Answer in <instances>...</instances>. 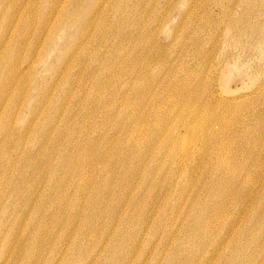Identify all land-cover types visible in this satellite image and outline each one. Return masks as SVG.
Instances as JSON below:
<instances>
[{
    "label": "rangeland",
    "instance_id": "1",
    "mask_svg": "<svg viewBox=\"0 0 264 264\" xmlns=\"http://www.w3.org/2000/svg\"><path fill=\"white\" fill-rule=\"evenodd\" d=\"M49 1H34L36 3V16L29 35V41H32L30 42L32 45L23 50L21 55H18L20 59L23 58V63L19 67L20 84L8 89L3 102L7 101V104H3V109L0 111V141H4L9 136V138H12L9 141L17 140L20 142V147L22 146L21 152L16 150L12 152V156L17 157L18 167L22 166L23 159L27 161L31 157H35L41 149L46 151L55 148L54 146L58 148V144L65 151V153H62L63 157L71 155L72 152L69 151V147L75 150L80 141L69 142L65 130L74 129L82 133L83 130H87L89 135L98 132L113 134L118 125L116 120L119 115L131 114L138 109L139 114L146 119L150 117L149 120H151L154 119L156 113L163 111L161 113H167V116L171 114L169 118H174L175 121L180 114L187 115L185 108L189 105V112L201 108L199 112H203L204 115L198 113L202 120L200 117L192 118V120H187V123L179 119L177 121L180 122L168 120L167 124L176 126V129L173 125L172 128H169L177 131L181 137H185L184 141L180 138L178 147L185 148L184 143L186 145V142L190 143L192 141L190 147L195 146L193 148L198 150L203 148L200 145H203L201 143L202 136L200 137L203 132L202 129H199V126L202 124L208 125L209 121L206 120H210L211 115L217 113L219 117L223 118V122L226 120L224 129L223 127L221 129L223 133L229 136L230 140L229 144L224 146L225 149L222 150L221 154L224 159H229L232 162L231 169L227 170L228 177L230 178L236 172L235 174L237 178H240L242 184L240 188H244L245 193L250 192L252 197H258L259 200L264 197V97L258 95L264 92V50L260 52V49L257 48L258 41L256 39H249L245 36L250 33L251 28L257 25L264 30V0H60L57 9L51 12ZM121 3L129 7H134L138 3L141 5L140 18H143V24H145L143 27V43H140L143 44V58L139 55L136 60L129 58L127 61L122 62L111 57V51L115 46H112L113 42L128 44L131 50V45H140L137 44L140 41L139 33L129 28L128 20L124 16L126 8L120 9ZM85 13L93 16V18L97 16V23L90 29L83 30L80 29L79 23ZM100 14L103 15L99 16ZM46 17H48V21H44ZM69 20H72V26L66 27ZM104 22L107 25L105 24V32L102 33ZM3 30L1 24L0 67L6 68L12 56H15V48L13 42L11 48L3 47V40L5 39L2 37ZM41 31L42 36L36 39V33H41ZM74 33H79L76 38L73 36ZM117 48L122 51L120 45H117ZM141 65H143V68L140 71L137 70ZM108 68L110 74L105 73L109 76L104 80L99 71ZM112 72L115 74L111 76ZM1 82L0 80V92L3 88ZM72 83H76L73 96L68 92V86ZM134 83L136 85L143 84V104L139 108H137V103L141 99L137 95L136 87L132 86ZM185 88H187V91H189V88L192 90L187 94L191 97V100L186 106L187 97L178 95L179 90H186ZM213 95L217 100L211 98ZM198 98L201 100L198 101ZM207 98H211L213 101ZM223 98L229 101L238 99V101L244 103V108L225 109L221 103ZM253 98L255 100H252ZM245 99L249 101L244 102ZM104 102H107L105 106H103ZM99 103L100 105H98ZM215 108H217L216 112ZM208 110L210 111L208 112ZM171 111L174 112L173 114L176 117ZM211 112L215 113L211 114ZM188 116L186 117L188 118ZM206 116H209L208 119ZM54 119H56L55 132L52 133L50 142L43 149L41 147L44 146L45 133ZM197 119L199 120L196 121ZM57 121H59L58 125ZM199 121L203 123L201 124ZM188 123L192 124L191 127ZM195 125L197 127H193V131L192 126ZM256 125H260V127L257 128ZM156 128L153 125L147 127V123L143 124L144 142L149 139L150 133H154ZM8 129L11 131L10 134L7 133ZM198 129L201 131L198 132ZM192 132H195L196 136ZM123 134L124 131L121 130L113 135L111 138L118 141H114L108 146V139L107 141H100L103 147L107 146V149H109L108 163H115L114 166L123 164L120 157L122 153L117 149V145L121 143L119 137ZM234 135H236V138ZM230 137L234 140H231ZM218 138L219 135L210 140L211 142L208 144L210 147L207 146V148L208 151L211 150L212 155L207 152V159H214L218 150L222 147ZM197 140L200 141L199 144ZM211 145L215 147V151H212L214 148ZM152 146H156V151H161L163 154L164 149L160 145ZM85 148L87 154H89V149ZM243 148H252L253 151L252 153H245ZM44 151H42V154L45 155ZM164 155L154 157L156 159L148 155L147 158L143 159V166H151L155 171L153 182L158 184L157 189L152 193H149V188L144 190V195L149 193L150 198L154 200L150 204L155 209L170 197L172 203L180 201L175 189L179 187L178 184H186L189 180L195 184L191 183L190 191H188L189 195L196 196L200 194L206 196L207 192L204 191L205 187L202 186L203 181L220 180L223 174L211 165V160H201L198 157L196 162L199 161L197 163L200 166L195 167L192 163V166L188 165L186 167L188 168L187 171L183 166L170 165V160ZM76 156L79 157L80 155ZM38 158L40 159V156ZM94 158L98 159L100 156L97 155ZM257 159H260L259 162ZM160 162H164V164H160ZM54 163H56V160L46 161L44 169L47 172L44 176L45 179L38 184L39 188L36 189V196L41 191L44 192L50 185L51 172L47 167ZM240 164H243L244 168L240 167ZM197 167L201 169L197 171ZM165 168L166 170H164ZM176 168H179L178 171L181 172H178ZM173 169H176L175 172L177 173L172 172ZM10 175L13 179L17 178V170ZM89 175H91V172ZM106 176L117 177L118 180L114 182L113 187L119 188V193L132 194L127 187L121 188L123 185V172L120 169L115 170L112 167ZM176 178L177 180H174ZM171 179L177 181V183L173 181L174 187L169 186L168 181ZM140 181L137 182L141 183ZM170 188L172 190H169ZM167 192L170 194H167ZM70 195L69 198L75 201V195L69 192L68 196ZM109 196L112 200L110 204L116 205L117 201L113 199L114 196L112 194ZM252 197L247 195L245 202L232 203L229 206V212L238 219L239 227L248 234H251L255 228L256 232L252 236L257 238L260 233L264 234V208L259 209L258 215L261 220L254 225V228L251 227L247 220L259 208L257 206L258 201L252 200ZM186 198L188 199L190 196ZM249 198L251 199L249 200ZM78 202L85 212H80L79 216H75L68 208V205L73 203H70L67 198L61 202L57 197H53L47 204L36 202V199H34L35 206L28 217V225L35 223L37 218H40L43 220V224L47 222L45 227L48 225L51 231H54L46 236L47 250L43 255L44 258L52 255V251L57 248L58 243L55 248L51 247V243L55 234L62 231L65 219H70L75 225L79 222L81 224L85 222L84 217L88 213L89 203L85 199ZM186 203L184 202L183 208L177 211L175 216L171 215V217L174 216L175 221L166 231L158 225V220L163 217L164 210L150 216L148 211L143 213V218L144 216L147 217L146 224L140 225V234H142V236L139 235L140 244L130 250L131 260L129 264H184V262L191 261L196 253L198 258L201 261L204 260L207 264H234L232 259L235 260L236 247L231 249L221 248L219 250L221 257L213 258L212 253L216 248L213 247L212 242L207 241L204 245L198 247L197 243H192L187 237L186 239L181 237L184 229L189 228L188 225L192 226L191 230L196 229L193 220L183 219L184 212L189 207V204ZM14 206L18 209L22 208L20 202ZM41 206L44 208L42 209ZM38 209H42V217L39 216ZM126 209H130V206H126ZM168 213L170 214L171 211H168ZM108 215L101 214L98 219L99 222L103 224L108 219ZM48 217H52V219L47 220ZM120 217H122L121 223H123L125 211L124 213L121 212ZM141 219L142 216L139 220ZM231 220V218H228L224 223L228 225ZM138 227L134 226L130 231L132 232L134 228ZM25 229L26 227L22 230V233L24 232L23 236H25V239H29V233ZM176 229L177 231H175ZM243 238L238 239L243 241ZM119 239V236L115 235L112 236L111 240L109 237L104 240H108V242L110 240V243L115 245L119 244ZM214 239L215 242L220 240V235L216 233ZM238 239L233 236V240ZM222 242H219V246ZM160 245V255L156 256L157 260L154 261L152 256ZM118 248L119 246L116 245L112 249L110 256L112 262L110 264H121L120 261L114 259ZM96 249L93 251L100 254L96 264H102V262L107 264L106 257L109 253L101 247ZM246 251L249 250L245 249L243 252ZM243 252L239 256H243ZM249 252H254L252 254L256 255V250ZM258 259L260 264H264V251ZM246 261H248L247 258ZM246 261L241 264H246ZM189 264H193L192 261Z\"/></svg>",
    "mask_w": 264,
    "mask_h": 264
},
{
    "label": "bare ground",
    "instance_id": "2",
    "mask_svg": "<svg viewBox=\"0 0 264 264\" xmlns=\"http://www.w3.org/2000/svg\"><path fill=\"white\" fill-rule=\"evenodd\" d=\"M34 1L35 0H0V25H3L4 30L2 33V37L5 38L3 40V47L11 48L14 44L15 48V56H12L11 60L8 62L9 64L7 65V67H0V80L2 81L1 87H3L0 92V111L1 109H3V104H7V101L5 103L3 102L6 98L5 95L7 94L8 89H12L16 85L20 84L19 77L21 76V74H19V67H21V64L23 63V58L20 59L18 55H21V52L23 50L28 49L32 45L30 43L32 41H29V35L36 16V3ZM59 1L60 0L49 1L51 3L50 12L57 9V4L59 3ZM122 8H126L124 16L128 20L129 28L139 33L140 41L137 44L143 43V27L145 26V24H143V18H140V3H138L134 7H129L126 4L121 3L120 9ZM96 10H98V8H96ZM68 14L70 15V12ZM102 15L103 14H100L99 16ZM48 20V17H46L44 21ZM95 23H97V16H94L93 18V16L85 13L80 19L79 27L83 30L90 29L95 25ZM105 24L107 25V23L104 22L102 26V33L105 32ZM71 26L72 20H69L66 23V27ZM78 34L79 33H74V38H76ZM35 36L36 39L40 38L42 36V31L41 33H36ZM245 36H247L249 39H256L258 41L257 48L260 49V52L261 50H264V30L260 28L259 25L251 28L250 33ZM117 45H120L122 51L118 50ZM112 46H114L111 51V57L113 59H118L122 62H125L129 58L136 60L139 55L143 58V44H140L139 46L131 45L132 50L130 49V47H128V44H122L121 42H113ZM141 68H143V65H141L137 70L140 71ZM105 73L110 74L109 68L104 69V71H99V74H101L100 76H103L104 80L107 76H109L105 75ZM114 74L115 73L112 72L111 76ZM72 84L68 86V92L71 94V96L75 94L74 88L76 87V83H74L73 85ZM132 86L136 87L138 91L137 95L138 97L140 96L141 99L137 103V108H139L143 104V84L136 85L134 83L132 84ZM185 89L186 90H179L178 95L185 98L187 97L188 102H184L186 106V104L188 105L190 103L189 100H191V97L187 94H189V91L191 92L192 90L190 88L189 91H187V88ZM96 90L97 88L95 89V92ZM258 95L264 97V92L262 94L259 93ZM211 98L217 100L215 99V95H213ZM199 100L201 99L198 98V101ZM252 100H255V98H253ZM212 101L209 102L212 103ZM245 101L246 99L244 100V102ZM211 103L209 104L215 105L214 103ZM221 103L224 105L225 109H239L244 105V103L242 101H238V99L229 101L223 98L221 99ZM106 104L107 102H104L103 106H105ZM98 105H100V103ZM188 109L189 105L188 107L186 106L185 110H187L186 116H188V114L190 113V117L188 116L187 118L183 115L184 113L182 112L183 114H180L178 116V119L180 121H184L187 123V120H192V118L194 119L200 117L198 113H201L199 112L201 108L190 110V112ZM212 109L214 108L212 107ZM137 110L138 109H136L134 113H131L132 115L127 113L119 115L116 120L118 125L116 126L115 131H113V134L98 132L96 134L90 133L89 135L87 134V130H83V133L78 132L74 129L65 130V135L67 136L69 142L80 141L78 142L79 145L75 150L69 147V151H71L72 153L67 157H63L62 153H65V151L61 147V145L58 144V148L54 146L55 148L47 149L46 151L41 149V151L35 157H31L27 161L23 159L24 162L22 163V166L18 167L16 162L17 157L12 156V152L14 150L21 152L22 146L20 147V142L17 140L9 141L12 139L9 138V136H7L4 141H0V264H96V261L98 260L100 254H96L93 250H97L96 248L100 247L109 253L106 259L108 260L107 264H110L112 262V259H110L113 251L112 249L116 245H118L119 248L115 252L114 259L120 261L121 264H129L131 260L130 250L134 249L135 246H139L140 244L139 235L142 236V234H140V225H142L143 223L146 224L147 217L144 216L143 218V213L148 211L150 216L164 210V215L162 218H159L158 225L160 228L163 227L166 231L171 227L172 223H174L173 221L175 220L173 217L176 215L177 211L183 208L184 202H187L186 204H189V207L188 210L184 212L185 215L183 216V219L187 221L193 220L195 222L194 225L196 229L191 230L192 226L188 225L189 228L186 227L184 229V233L181 237H183L184 239H186L187 237L192 243H197L198 247H201L207 241L212 242L213 247L216 248L212 253L213 258L221 257L219 255V250L221 248L231 249L236 247V257L235 260L232 259L234 264H241L242 262L246 261V258L248 260L246 261V264H260L258 257L264 251V234L260 233L257 238L252 235L256 232L254 225L261 220L258 213L259 209L264 208V197L259 200L258 197H252L250 192H246V194L244 188H240L242 184L240 182V178H237V175L235 174L236 172H234V175H232L230 178L228 177L227 170L231 169L230 167L232 162L229 159H224V157H222L221 155L222 150L225 149L224 146H226L230 142L229 136L223 133V130L221 129V127H223L224 129V122L226 120L223 122V118L219 117V115L216 113V115H211L210 120H206L207 122L209 121L208 125H203V122L201 123L199 121L202 124L199 126V129H202L203 132V135H200V137L202 136L201 143H203V145H200L203 146V148H199L198 150L196 148H193L195 146L190 147L189 145H192L190 144L193 143L192 141H189L190 143L186 142V145L183 142L185 148H179L178 141L180 140V138H182V141H184L185 137H181L177 131L169 128H172L173 125L176 129V126L174 124H167L168 120L171 119L169 118L171 116L170 113V115L168 114L169 116H167V113H161L163 111L158 113L155 112L156 114L154 116V119L149 120L150 117L146 119L143 115L139 114ZM172 110L174 109L172 108ZM216 110L217 108H215V112ZM209 111L210 110H208V112ZM214 113L211 112V114ZM201 114L204 115L203 112ZM208 115L210 114L208 113ZM174 116L176 117V115ZM201 118L202 117H200V119ZM178 119H176L175 121L180 122L177 121ZM198 120L199 119H197L196 121ZM58 122L59 121H57V125ZM145 123H147V127L153 125L155 128H157L155 129L154 133H150L149 139L144 142L143 124ZM55 124L56 119L51 122L50 127L45 133V141L43 142L44 146L41 148L45 149V145L50 142L52 133L55 132ZM188 125H190L191 127L192 124L188 123ZM165 127H168L169 130ZM193 127L197 126L195 125L192 126V128ZM256 127L258 128L260 127V125H256ZM121 130L124 131V134L119 137V141H121V143L117 145V149H119L122 153L120 157L123 164L114 166L115 163H108V156L110 151L109 149H107V146L112 144L114 141H118L112 139L111 137L119 133ZM190 130L192 129L190 128ZM200 131L201 130H199L198 132ZM10 132V129H8L7 133L10 134ZM198 132L196 131L197 134ZM63 133L64 131L62 132V134ZM192 133L196 136L195 132ZM218 135V139H220L222 147L218 150V153L214 159H207V152H209V155H212V153L210 152L211 150L208 151L209 149L207 148V146H209L208 144L211 142L210 140L218 137ZM200 137L198 138L199 140ZM234 137L236 138V135H234ZM251 138L253 139V137ZM103 140L107 141L106 147H103V145H101L100 143V141ZM231 140H234V138ZM198 142L200 141L197 140V143ZM152 145H160V147L164 149V157H167V159L170 160V165H175L176 167L183 166L185 169L186 167H188V165L192 166V163H194L195 167H199L200 165H198L197 163L199 161L196 162L197 158L199 157L198 159L201 160H211V165L218 172H222L223 174L220 180L209 182L203 181L202 186L205 187L204 191L207 192L206 196H202L200 194L196 196L189 195V188L192 184H194L191 180H189L186 184H178L179 187L175 189L177 190L175 193L177 197L179 196L180 201H177L176 203L174 201L172 203L170 199L171 197H166L168 200L162 203L158 208H152L150 202L154 200H152V198H150L148 194L156 190L158 184L153 182V174L155 172L154 168H152L151 166H143V159L147 158L146 156L148 155H150V157H153V159H156L154 157H158V155H163L161 151H156V146L153 147ZM187 145L188 147H186ZM211 146L213 147V145ZM85 147L89 149V154H87ZM213 148L214 150L212 149V151H215V147ZM243 149L245 153H252L253 151L252 148ZM42 151H44L45 155L42 154ZM76 155L80 156L77 157ZM97 155H99L100 158L95 159L94 156ZM39 156L40 159L38 158ZM230 159L232 160V158ZM53 160H56V163L50 164L49 167H47L51 172V177H49V181H51V183L44 192L41 191L40 194L36 196V189L39 188L38 184L45 179L44 176L47 172L44 169L45 163L46 161L48 162ZM259 160L260 159H257L258 162ZM160 164H164V162H160ZM112 167L115 170L120 169L123 172V185L121 186V188L127 187L128 189H130L132 192L131 195L127 193L121 194L118 192L120 191L119 188H116L115 186L113 187L114 182L118 180L117 177L112 178L106 176V174ZM240 167L244 168L243 164H240ZM173 168L175 167L173 166ZM176 169L178 171L179 168ZM176 169H173L172 172H175ZM187 169L188 168H186L185 170ZM199 169L201 168H198L197 171H199ZM16 170L17 178L13 179L10 174L15 173ZM164 170H166V168ZM90 172L91 175L88 176ZM187 177L190 178L191 176ZM172 179L168 181L170 187H174L175 184L173 185V181L177 180V178L173 181ZM138 180H141V183L137 182ZM175 183H177V181ZM147 188L150 189V192L144 195V190ZM169 190L172 189L170 188ZM69 192L70 194L72 193V195H75V201H72V199L69 198L71 197V195L68 196ZM169 192H167V194H170ZM110 194H112V196H114L113 199L117 201L116 205L110 204V202L112 201L110 199L111 197L109 196ZM247 195L248 197H252V200L258 201L257 206H259L257 211H255V213H253L247 220V223L254 228L251 234H248V232L242 230L239 227L238 219L232 216L229 212V206L232 203H240L241 201L245 202L244 200L246 199L245 197ZM187 196H190V198L187 199ZM53 197H57V199L61 202H63L67 198L70 203H73L72 205H68V208L71 209L72 213L75 216H79L80 212H85L82 210L81 204H79L78 202L85 199L89 203L87 208L88 213L87 215H85V222L82 224L79 222L75 225L70 221V219H65L62 225V231L59 234H55L54 240L51 243V247L53 248H55L58 243L57 248L52 251V255L44 258L43 255L47 250L45 241L46 236L50 235L54 231H51L48 225H46L45 227V224L47 222H44L45 224H43V220L40 218H37L35 223L28 225V217L30 216V212L33 211V207L35 206L34 199H36V202L47 204V202L51 201ZM163 198L165 199V197ZM250 199L251 198H249V200ZM18 202H20L22 205L21 209H18L14 206ZM126 206H130V209H126ZM41 208L43 209L44 207L41 206ZM42 209L37 210L39 211L40 217L43 216V214L41 213ZM124 211L125 218L124 222L121 223L122 217H120V215L121 212L124 213ZM168 211H171V213L169 214ZM101 214H109L107 216L108 219L103 224L98 220L101 217ZM171 215L174 216L171 217ZM140 216H142L141 220H139ZM228 218H231L232 220L230 224L227 225L224 222ZM50 219H52V217L47 218V220ZM136 221H138V223H136ZM134 226L139 227L134 228L135 231L133 230L131 232L130 229H132ZM25 227V230H27V232L29 233V239H25V236H23L24 232L22 233V230ZM38 228L39 230L37 231ZM175 231H177V229ZM216 233L220 235V240H217L215 242L214 235ZM111 235L119 236V244L112 245V243H110V240L112 238ZM232 235L236 236L237 239L240 237H244V240H233ZM106 237L110 238L109 242L108 240H104ZM218 241H223L220 246ZM245 249H248L249 251L256 250V255L252 254L254 252H243ZM160 250L161 245L158 246L154 251V254L152 256L154 261H156L157 257L160 255ZM241 252L244 253L243 256H239ZM191 261L193 264L206 263L204 260L201 261L198 258L197 253L194 255V258ZM191 261L184 262V264H189V262ZM102 264L105 263L102 262Z\"/></svg>",
    "mask_w": 264,
    "mask_h": 264
}]
</instances>
